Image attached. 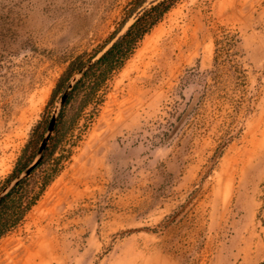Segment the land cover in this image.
I'll return each mask as SVG.
<instances>
[{
  "label": "rangeland",
  "instance_id": "1",
  "mask_svg": "<svg viewBox=\"0 0 264 264\" xmlns=\"http://www.w3.org/2000/svg\"><path fill=\"white\" fill-rule=\"evenodd\" d=\"M135 5L0 0V192L36 159L69 65ZM227 34L237 54L216 61ZM95 81L75 84L5 195L0 264H264V0H175Z\"/></svg>",
  "mask_w": 264,
  "mask_h": 264
},
{
  "label": "trees",
  "instance_id": "2",
  "mask_svg": "<svg viewBox=\"0 0 264 264\" xmlns=\"http://www.w3.org/2000/svg\"><path fill=\"white\" fill-rule=\"evenodd\" d=\"M174 1L175 0L151 1L149 6L143 7L147 0H135L136 5L132 10L136 11L142 7L143 8L136 15L134 22L96 59L93 65L78 81L77 86L81 83L82 79L95 75L96 81L92 84L91 90L94 91L96 86L102 80L111 75L117 69L121 68L125 60L132 54L136 44L161 20L164 14L172 7ZM114 37L115 36H113L109 42H111ZM237 41L238 39L234 35L231 36L230 34H227L223 39L218 40L216 42V61L219 59L221 53H226L227 56L237 54L235 49ZM104 48L94 54L92 58H95L104 50ZM84 64L85 62H72L62 75L59 87L67 85L74 74ZM77 86L74 90H76ZM32 141L33 138L30 142ZM11 195L12 193L7 195L0 203V237L8 231L9 226L13 223V220L7 214V211L14 207L9 203Z\"/></svg>",
  "mask_w": 264,
  "mask_h": 264
},
{
  "label": "water",
  "instance_id": "3",
  "mask_svg": "<svg viewBox=\"0 0 264 264\" xmlns=\"http://www.w3.org/2000/svg\"><path fill=\"white\" fill-rule=\"evenodd\" d=\"M118 38V37H117ZM116 38V39H117ZM115 39V40H116ZM114 42V41H113ZM106 49H104L102 51V53L105 51ZM101 53V54H102ZM100 54V53H99ZM100 54V55H101ZM98 56V55H97ZM96 56V57H97ZM94 58H92L91 60H89L87 63H85L75 74L77 76H75L72 81L69 82V84L67 85L64 93L62 94L58 106L55 109V112L53 113L51 120L49 122V125L47 127V132L40 144L39 150H38V154L36 159L29 165L27 166L19 175H17L4 189L2 192H0V202L2 201V199L5 197V195L7 194L8 190L12 187H14L15 185L19 184L25 177L29 176L33 170H35L38 165L41 163L45 150L47 148L48 142L52 137L53 132L55 131L56 128V124H57V120H58V115H59V111L61 109V107L66 103V101L69 98L70 92L74 89L75 84L81 79V77L85 74V72L93 65V63L96 60H93ZM80 77V78H78Z\"/></svg>",
  "mask_w": 264,
  "mask_h": 264
}]
</instances>
